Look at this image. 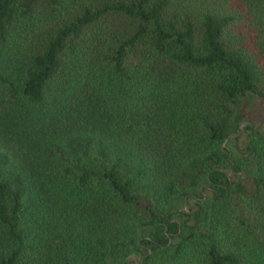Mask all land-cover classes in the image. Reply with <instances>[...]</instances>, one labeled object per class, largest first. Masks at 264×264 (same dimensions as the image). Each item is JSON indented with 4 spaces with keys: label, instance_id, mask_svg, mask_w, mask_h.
<instances>
[{
    "label": "trees",
    "instance_id": "16d2710c",
    "mask_svg": "<svg viewBox=\"0 0 264 264\" xmlns=\"http://www.w3.org/2000/svg\"><path fill=\"white\" fill-rule=\"evenodd\" d=\"M245 96L264 0H0V264H264Z\"/></svg>",
    "mask_w": 264,
    "mask_h": 264
},
{
    "label": "rangeland",
    "instance_id": "374dc122",
    "mask_svg": "<svg viewBox=\"0 0 264 264\" xmlns=\"http://www.w3.org/2000/svg\"><path fill=\"white\" fill-rule=\"evenodd\" d=\"M239 110L243 116L245 122L252 126L251 130H247L244 125H242L241 133L237 137H231L226 142L231 158L233 162L241 166V180L245 182L248 188L251 187V179L254 175V158L253 156H247L245 149L248 143V137L251 139H257L259 141H264V103L256 97L245 96L239 102ZM234 108V106H232ZM226 166V165H225ZM204 183V178L201 179L200 184ZM194 200L189 199L184 202L182 199L178 198L175 201V206L180 211H189L190 208L194 207ZM191 223V222H190ZM128 260L138 261V256L136 253L131 252Z\"/></svg>",
    "mask_w": 264,
    "mask_h": 264
}]
</instances>
